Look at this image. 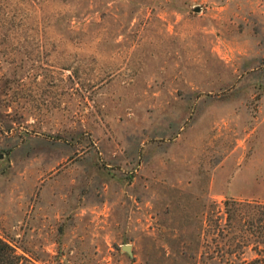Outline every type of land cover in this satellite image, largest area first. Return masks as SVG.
I'll list each match as a JSON object with an SVG mask.
<instances>
[{
  "label": "rangeland",
  "instance_id": "1",
  "mask_svg": "<svg viewBox=\"0 0 264 264\" xmlns=\"http://www.w3.org/2000/svg\"><path fill=\"white\" fill-rule=\"evenodd\" d=\"M0 111L18 253L263 257L264 0H0Z\"/></svg>",
  "mask_w": 264,
  "mask_h": 264
},
{
  "label": "trees",
  "instance_id": "2",
  "mask_svg": "<svg viewBox=\"0 0 264 264\" xmlns=\"http://www.w3.org/2000/svg\"><path fill=\"white\" fill-rule=\"evenodd\" d=\"M2 112L0 111V114ZM229 201V202H228ZM226 203L233 204L235 200H228ZM232 202V203H231ZM259 231L264 239V217ZM255 230L254 228H251ZM0 264H39L35 259H31L17 252L16 248L6 239L0 236ZM239 264H264V254L261 258H255L249 262Z\"/></svg>",
  "mask_w": 264,
  "mask_h": 264
},
{
  "label": "water",
  "instance_id": "3",
  "mask_svg": "<svg viewBox=\"0 0 264 264\" xmlns=\"http://www.w3.org/2000/svg\"><path fill=\"white\" fill-rule=\"evenodd\" d=\"M199 9L200 8L194 9V10L198 11ZM121 249H122V251L128 253L130 256H133L134 252H133V245L132 244H124Z\"/></svg>",
  "mask_w": 264,
  "mask_h": 264
}]
</instances>
